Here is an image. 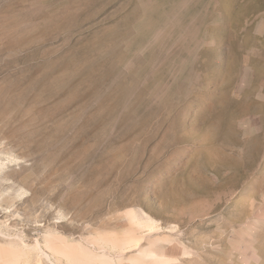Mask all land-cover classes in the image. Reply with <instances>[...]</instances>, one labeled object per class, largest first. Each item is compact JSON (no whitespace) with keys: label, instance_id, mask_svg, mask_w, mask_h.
Masks as SVG:
<instances>
[{"label":"rangeland","instance_id":"obj_1","mask_svg":"<svg viewBox=\"0 0 264 264\" xmlns=\"http://www.w3.org/2000/svg\"><path fill=\"white\" fill-rule=\"evenodd\" d=\"M0 264H264V0H0Z\"/></svg>","mask_w":264,"mask_h":264},{"label":"bare ground","instance_id":"obj_2","mask_svg":"<svg viewBox=\"0 0 264 264\" xmlns=\"http://www.w3.org/2000/svg\"><path fill=\"white\" fill-rule=\"evenodd\" d=\"M102 262H103V261H102ZM102 262H101V263H102Z\"/></svg>","mask_w":264,"mask_h":264}]
</instances>
